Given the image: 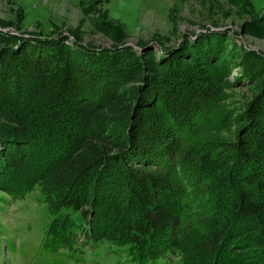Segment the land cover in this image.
Segmentation results:
<instances>
[{
	"label": "trees",
	"instance_id": "16d2710c",
	"mask_svg": "<svg viewBox=\"0 0 264 264\" xmlns=\"http://www.w3.org/2000/svg\"><path fill=\"white\" fill-rule=\"evenodd\" d=\"M33 38L0 34V190L15 200L41 186L52 217L45 258L87 264L80 248L110 243L127 250L125 264H170L173 257L178 264H264V97L235 142H190L221 100L231 61L213 65L193 47L194 73L202 78L194 82L190 65L176 58L184 49L168 51L159 64L130 50L128 66L113 70L110 63H125L117 47L103 57ZM104 62L103 72L117 77L134 73L136 63L133 77L118 86L130 90L128 99L118 90L109 102L111 96L103 103L92 96L98 82V91L112 82L98 76ZM11 66L19 79L9 78ZM213 66L226 69L209 78ZM53 80L60 95L45 102L57 115L34 114L40 97L32 94ZM116 119L124 124L114 135ZM228 150L235 154L225 161ZM62 210L79 213L84 226Z\"/></svg>",
	"mask_w": 264,
	"mask_h": 264
},
{
	"label": "rangeland",
	"instance_id": "374dc122",
	"mask_svg": "<svg viewBox=\"0 0 264 264\" xmlns=\"http://www.w3.org/2000/svg\"><path fill=\"white\" fill-rule=\"evenodd\" d=\"M7 32L12 37L38 38L33 41L55 39L70 49L99 51L103 57L110 55L106 50L117 47L124 53L118 57L125 63H110L113 70L119 65L124 67L129 57H134L130 50H135V56L145 53L159 64L161 56L167 55L168 51L184 49L176 58L179 64L190 65V76L195 75L193 63L197 48L203 49L202 55L208 54L213 65L219 58L231 61L227 69L213 66L211 74H206L214 78L218 72L228 71L223 75L221 100L211 115L208 114L210 119L201 125V132L190 142L210 139L235 142L239 125L246 123L247 113H251V108L264 97V0H0V34ZM200 42L201 46L197 45ZM139 57L137 64L144 61V55ZM105 63L97 64L100 72H95L98 76L111 77L112 82L104 80L105 84L98 91V81L102 78L96 76L97 95L92 96L98 97L97 101L101 103L111 96L106 101L109 102L118 90L122 100L128 99L126 95L130 90L118 86L125 83V77H133L137 71L136 63L134 73L128 71V75L122 73L119 77L105 74L101 69ZM5 71L9 78H20L12 66ZM193 77L194 82L202 79L197 75ZM145 78L143 80L147 82ZM53 81L36 93L44 94V97L32 94L33 99L40 97L34 114L50 118L57 115L52 112L54 106L49 108L45 102L50 94L60 95L58 83ZM197 83L205 87L203 82ZM167 84L169 82L164 86ZM56 97L52 101L59 103ZM261 101L260 105H264V98ZM132 105L137 109V102ZM262 106H259L261 111ZM46 109L51 110L47 113ZM123 114L125 111L118 115ZM111 122L110 128H114L112 132L117 135L123 129L124 121ZM234 154L235 151H226L225 161ZM66 213L78 227L84 226L79 213L61 211V214ZM51 218L41 186L15 200L0 190V264H53L52 258L44 257L42 249ZM79 251L82 253L76 254L85 257L87 264H125L127 258L125 248L110 243L88 244ZM178 261V257H173L170 264H178Z\"/></svg>",
	"mask_w": 264,
	"mask_h": 264
}]
</instances>
